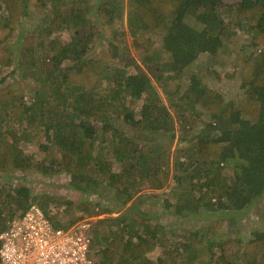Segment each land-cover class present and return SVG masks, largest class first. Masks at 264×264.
<instances>
[{
	"label": "trees",
	"instance_id": "1",
	"mask_svg": "<svg viewBox=\"0 0 264 264\" xmlns=\"http://www.w3.org/2000/svg\"><path fill=\"white\" fill-rule=\"evenodd\" d=\"M32 6L41 16L29 30ZM121 19L125 28L112 25ZM225 51L238 83L230 98L189 73L201 53L220 61ZM10 66L37 86L0 79V174L66 172L84 193L106 187L117 206L131 202L117 212L0 180V232L37 203L58 226L95 217L93 264H264V228L221 231L264 193V0H0V68ZM35 130L40 158L22 145ZM175 138L185 143L170 159ZM168 187L164 211L206 223L179 230L152 200L139 203Z\"/></svg>",
	"mask_w": 264,
	"mask_h": 264
},
{
	"label": "rangeland",
	"instance_id": "2",
	"mask_svg": "<svg viewBox=\"0 0 264 264\" xmlns=\"http://www.w3.org/2000/svg\"><path fill=\"white\" fill-rule=\"evenodd\" d=\"M223 1L234 2L238 0H223ZM40 16L41 14L39 9L36 8L35 6H32L31 12L25 18V22L23 25L24 28L30 30L32 27H34L37 24ZM96 16L98 18V14H96ZM112 25H118L120 26L121 29H123L126 26V21L121 19L118 20V22L116 23H112ZM73 32H74L73 28H66L63 31L62 35L65 39H70ZM152 37L155 40L153 42V47H158L159 49L161 48L163 50L161 35L159 33H154L152 34ZM17 38L18 35H14L12 37V43H14ZM126 38L128 40V43L130 44L129 46L130 51L136 57H139L140 56L139 53L141 52H139L136 48H134V46L132 45L131 37L128 34H126ZM248 39H249L248 37H242V41L245 40V42H247ZM96 46L97 47L95 48V50L98 49V45ZM114 63H116V61H114ZM228 63L230 65L229 52L226 51L222 52L220 61H216L210 58L207 54L201 53L197 61L192 65L191 68H189V73L190 74L196 73L204 82H207L211 86L220 88L221 90L226 92L227 97L230 98L234 93H236V89L238 91L237 88L238 83L237 81H235V79H231L227 77L225 71L229 66ZM12 68L13 66L5 67L2 69L0 68V79L2 76L6 75V79L3 83L12 82L16 86L22 87L28 92L36 88L37 84L35 83L32 84L31 78L25 79L21 77L20 71L19 70L12 71ZM162 95L164 97V103L169 105L170 101L168 100L167 97L164 96V92H162ZM20 129L21 128H18V130ZM167 141L168 138H165V142ZM45 142H46V138L44 132L35 130L30 133L28 139H25V143H23L22 145L28 152H36L40 158L43 156L42 154L43 152H41V150H44L46 147ZM184 143L185 142L177 140L175 138L170 151V157H171L170 159L173 158L174 149L183 146ZM119 167L120 164L118 162H115L114 168L118 169ZM172 171H173V165H172ZM0 180L3 182H12L16 186L27 184L32 188V190L38 193L47 192L50 194H61L67 196L68 198H73V199H81L85 197L91 199L93 198L95 200H100L103 204L116 208L117 212L125 209L126 206H128L131 202L129 201L125 206H117L116 200L111 198L112 189H108L106 187H102L101 190L103 192L102 195L90 191L84 193V191H81L72 186L70 182V175L66 172L50 175V174H44L30 170L22 171V172L14 171L7 174H0ZM170 189L171 188L169 187L163 189H156V190L145 189L144 192L146 194V201L143 203L141 202V200H139V203H141V205L149 204L151 203L152 200L153 204L156 205H153L150 208L153 210L158 208L160 210L161 213L160 220H162L167 224L178 227L179 230L180 228L184 230L192 225L193 226L196 225L197 227L201 226L203 222H205L207 219L203 214H195L187 218V217H179L176 214L171 213L169 210L164 211V209H162L163 208V206L161 207L162 203L168 204L166 203V197L167 198L169 197ZM148 192H151V197L148 196L149 195ZM156 192H160V194ZM155 199H157L158 202L154 203ZM117 212H113V213L116 215L118 214ZM238 219H239L238 223L235 225L238 226V228L228 227L227 222H225V224L221 229L222 233L225 236L242 235L243 237H248L249 234H252L251 229L264 228V193L257 199L255 205H253V207L249 209L248 212L245 213L242 218L239 217ZM239 226H241V228Z\"/></svg>",
	"mask_w": 264,
	"mask_h": 264
},
{
	"label": "built area",
	"instance_id": "3",
	"mask_svg": "<svg viewBox=\"0 0 264 264\" xmlns=\"http://www.w3.org/2000/svg\"><path fill=\"white\" fill-rule=\"evenodd\" d=\"M58 226L37 203L0 232L1 264H93L92 219Z\"/></svg>",
	"mask_w": 264,
	"mask_h": 264
}]
</instances>
